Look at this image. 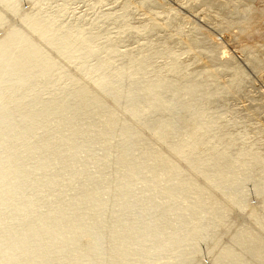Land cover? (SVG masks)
<instances>
[{"label": "bare ground", "instance_id": "6f19581e", "mask_svg": "<svg viewBox=\"0 0 264 264\" xmlns=\"http://www.w3.org/2000/svg\"><path fill=\"white\" fill-rule=\"evenodd\" d=\"M77 1L62 0L52 5L49 0H28L25 7L23 0H0V104H17L5 93L11 85L2 80L7 72L1 68L3 60L19 71L13 87L19 83L31 87H15V92L32 96L38 89L41 100L37 107L29 105L37 109L33 115L21 103L0 112V120L6 116L26 120L28 126L36 128L32 135L36 140L50 132L51 144L21 158L35 161L26 169L40 172L43 179L51 178L48 188L55 194L43 191L41 196L62 204L45 212L64 219L42 228L45 222H34L31 213L9 219L8 226L26 223L23 227L36 232L38 238L51 235L62 236L63 240H31L27 248L39 250L31 251L23 261H12L1 250L0 260L10 264H62L53 250L57 248L60 253V248L71 241L83 257L72 252L66 256L84 264H99L95 258L103 256L125 264H203V248L210 252L226 236L234 244L222 245L209 264H256V258L264 264L263 234L248 226L232 229L234 222L243 220L241 213L231 215L235 206L264 229V152L249 143L235 147L236 137L230 130H223L227 112L214 104V98L240 87L246 78L238 59L225 40L221 41L224 38L209 33L208 27L196 21L194 28L200 24L206 34L200 33L205 36L183 35L182 48L166 41L159 46L152 40L139 43L148 31L171 25L182 30V23L160 22L151 14L133 21L129 17L130 1H125L119 11L110 7L95 17L62 19L70 12V4ZM88 1L94 6L106 0L83 2L88 5ZM137 1L136 7L150 5L147 1H155L160 7L166 4L160 0ZM192 1L190 7L196 10L206 5L198 12L211 19L216 28L229 31L241 45H249L252 55L249 51L248 59L264 62V44L261 51L254 46L259 42L245 41L260 33L263 0ZM214 4L219 7L213 12L210 8ZM168 8L173 10L171 5ZM101 19H111L112 24L103 26L99 24ZM113 26L115 34L110 31ZM127 31L137 37L134 48L124 44L122 35ZM54 36L62 42L56 43ZM75 39L83 45L74 44ZM201 45L216 56L210 53L212 58L202 60L200 69H189L181 55L195 50L198 57L202 55ZM216 47L222 49L220 55L215 53ZM163 54L167 60L164 64L152 61ZM223 69L233 70V76L221 83L218 75ZM47 86L53 89L40 93ZM47 118L57 122V129L43 124ZM0 134L5 138L7 131ZM25 146L15 141L5 146L0 162ZM75 152L90 163L53 173L56 163ZM44 153H49L45 160ZM256 168L258 174L254 175ZM17 178L13 171L2 181L0 190ZM70 184L71 188L64 191ZM28 185L36 188L32 182ZM250 186L260 195L258 205L252 204L251 195H247ZM88 192L93 197L91 204ZM133 202L145 208L137 209ZM100 209L103 211L98 212ZM104 220L111 221L107 232L95 238L84 235L85 230ZM207 239L213 242L208 244ZM25 241V234L10 233L0 239V244L20 246ZM121 248L124 250L118 254Z\"/></svg>", "mask_w": 264, "mask_h": 264}, {"label": "rangeland", "instance_id": "374dc122", "mask_svg": "<svg viewBox=\"0 0 264 264\" xmlns=\"http://www.w3.org/2000/svg\"><path fill=\"white\" fill-rule=\"evenodd\" d=\"M83 1L85 0H78L77 3H71L70 12L64 13L61 18L65 20H73L74 18L72 16L78 15H84V17H95L101 12V10L116 8L117 11H119L120 7L125 1H130V5L128 7L129 17L133 21H135L137 18L149 17V15L151 14L152 17L157 18V20L160 22H167L168 20H172L175 23H182V30H177L175 26L171 25L170 27L159 26L153 31H148L146 32L144 37L140 38L139 43H146L148 40H152L155 45L159 46L163 41H166L171 45H174L178 48H182V46L184 45V42L182 40L183 35L189 36L196 34L198 36H202L203 34L200 32H204L206 34V31L212 33L213 35L216 33L217 35L215 34V36H218V38L220 37V39L221 37L224 38L221 39V41L223 42V40H225V45H227L228 49L230 50V52L233 53L234 57L238 59L241 66L243 67V70H245L246 72V78L241 82L242 87H233L229 91H226L225 93H222L221 95L214 98V104L220 105L227 112V116H225L226 122L223 120V130L225 128L227 130H230L233 136L236 137L235 142L237 143V145L235 147L243 145L244 143H249L254 149L260 152H264V70L261 71L264 68V62L260 60L252 61V59H248L250 57L249 54L251 53V51L249 50L250 48H247V46L249 45H241L242 42L235 38H232L230 36L229 31H223L219 28H216L214 26L216 24L211 19H205L202 14L198 12V10L201 11L204 7H206V5L201 4V6H199L197 10L195 8L194 10L193 6L192 8L190 7V5H193L194 3V1L192 0H190L189 2L186 0H160L164 3L166 2L164 7H160V5L157 4L155 1H147V3L150 5H142L139 7H136L137 2H140L137 0H106L101 5L98 4L94 6L92 5V3H90V1H88V5H85V2ZM61 2L62 0H49L48 3H52V5H57ZM191 2L193 3L191 4ZM262 2H264V0ZM23 5L27 7L28 0H23ZM170 5L173 7V10L168 8V6ZM149 6L152 7V10L149 8ZM216 7L219 6L217 4H214L213 7L210 8V10L214 12L216 10ZM196 11L198 12V14L196 13ZM175 12H178V14H176ZM110 21L111 19H104V21L103 19H101L99 24L103 26H106L107 24L111 25L112 23ZM196 21H199L201 25L203 24V27L205 29L206 27H208L206 31L201 28L202 26H200V24V27L198 26L197 28H194V24L197 23ZM214 28L215 30H213ZM110 31L115 34L117 29L113 26ZM226 32L228 33V35ZM122 36L125 40L124 44L132 48L137 45L135 43L137 41V37L131 31H127ZM245 41L259 42L258 44H254V46L255 48H258L262 51L261 45L264 44V22L263 25L260 27V33H256L254 34V36L247 37ZM199 48L202 49H200L201 51L197 49L198 51H200V53H202V55H198L200 59L195 56V50L190 52H184L181 55V59L189 64V69H200V66L202 65V60H206L205 58L211 59L212 55L213 57L214 55L216 56L214 52L212 54L211 52L203 49L202 45L201 47L199 46ZM214 51H216L215 53L218 54V51L221 53L222 49L220 47H216ZM210 53L212 55H210ZM205 54L207 56H210L206 57ZM250 55H252V53ZM152 61L159 65H162L167 61L166 55L163 54L156 60ZM257 65H260L261 68L258 69L259 66ZM173 74L175 75L176 72H174ZM231 76H233V70L223 69L219 71L218 81L224 83L229 80ZM216 85V83L213 84L214 87ZM256 169L257 170H254L253 172L254 175L258 174L259 168ZM254 191V187L250 186L247 189V195H251L250 197L252 204L258 205V203L260 202V195L255 193ZM234 210L235 211H231V215L241 213L240 216L243 220L234 222L232 224V229H238L239 227L241 228L243 226H248L250 228L253 227V229L262 233L264 236V229L260 227V225H258L254 217L252 218L246 215V213L242 212L236 206L234 207ZM207 241L208 244H211L213 242L211 239H207ZM229 243L234 244L225 236L224 238L220 239L219 246L213 248L210 252H207V249L203 248L200 254L203 264H209L210 260L214 257L218 249L222 245H226ZM256 259V264H263V262L259 260L260 258Z\"/></svg>", "mask_w": 264, "mask_h": 264}]
</instances>
